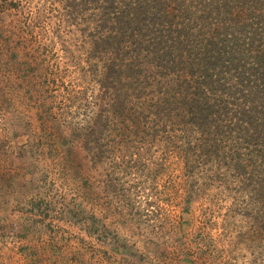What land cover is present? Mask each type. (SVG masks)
I'll return each mask as SVG.
<instances>
[{
    "label": "trees",
    "instance_id": "16d2710c",
    "mask_svg": "<svg viewBox=\"0 0 264 264\" xmlns=\"http://www.w3.org/2000/svg\"><path fill=\"white\" fill-rule=\"evenodd\" d=\"M8 1L0 18L23 16L29 39L6 57L41 122L66 129L53 140L68 139L95 172L105 155L148 177L178 161L186 206L196 170L210 171L208 186L255 214L264 264V0Z\"/></svg>",
    "mask_w": 264,
    "mask_h": 264
},
{
    "label": "rangeland",
    "instance_id": "374dc122",
    "mask_svg": "<svg viewBox=\"0 0 264 264\" xmlns=\"http://www.w3.org/2000/svg\"><path fill=\"white\" fill-rule=\"evenodd\" d=\"M22 18H0V264H262L255 214L243 216L226 186H208L210 171L196 170L186 206L178 161L148 177L121 174L103 155L95 172L68 139L53 140L66 129L41 122L6 57L29 39L19 38Z\"/></svg>",
    "mask_w": 264,
    "mask_h": 264
}]
</instances>
